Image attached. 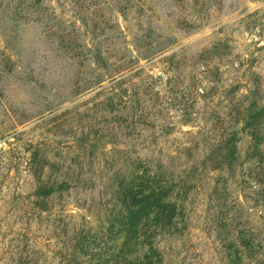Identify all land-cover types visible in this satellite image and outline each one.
Listing matches in <instances>:
<instances>
[{
	"label": "rangeland",
	"instance_id": "rangeland-1",
	"mask_svg": "<svg viewBox=\"0 0 264 264\" xmlns=\"http://www.w3.org/2000/svg\"><path fill=\"white\" fill-rule=\"evenodd\" d=\"M0 264H264V0H0Z\"/></svg>",
	"mask_w": 264,
	"mask_h": 264
}]
</instances>
